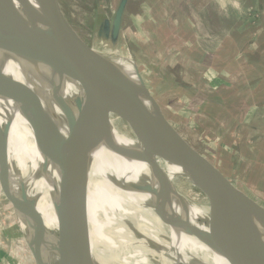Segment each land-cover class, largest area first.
Listing matches in <instances>:
<instances>
[{
	"label": "water",
	"instance_id": "95a60500",
	"mask_svg": "<svg viewBox=\"0 0 264 264\" xmlns=\"http://www.w3.org/2000/svg\"><path fill=\"white\" fill-rule=\"evenodd\" d=\"M129 1L117 0L110 17L98 14L91 35L92 46H89L67 21L59 0H38L48 13L46 20L37 17L23 0L19 3L25 17L12 0H0V64L11 57L26 65L43 63L67 76L86 80L83 98L56 101L61 113L58 122L67 128L65 137L36 93L6 75L1 68L0 97L20 102L37 148L52 161L63 151L83 156L102 141L110 145V133L103 123H107L109 117L119 118L128 131L120 130L122 135L150 146L155 156L181 166L182 176L173 179L174 187L178 179H183L204 198L205 204L199 205L175 187L182 201L207 211V218L201 219L207 231L191 225L184 231L214 249L229 264H261L264 260V234L261 233V229L264 232V203L211 160L177 107L154 91L134 65L139 86L114 63L120 52L122 23ZM97 6L100 8L99 4ZM64 63L69 68H65ZM97 113L101 119L99 116L94 119ZM9 127L0 125V264H33L31 256L35 264H64L59 227L50 232L55 237L50 250L44 246L47 230L36 210V200L27 197L25 182L20 183L17 195L8 192L6 182L10 170L18 173L6 161L5 140ZM79 200L73 194L66 199L71 211ZM28 201L31 207L26 205ZM25 210L35 217L31 232L19 222ZM72 215L79 214L72 212ZM84 226L82 224L81 228ZM82 235L79 230L71 239L72 264H85L78 258Z\"/></svg>",
	"mask_w": 264,
	"mask_h": 264
},
{
	"label": "bare ground",
	"instance_id": "6f19581e",
	"mask_svg": "<svg viewBox=\"0 0 264 264\" xmlns=\"http://www.w3.org/2000/svg\"><path fill=\"white\" fill-rule=\"evenodd\" d=\"M12 1L25 17L19 0ZM23 1L37 17L48 19L38 0ZM114 63L139 86L135 67L129 61L117 57ZM0 68L36 93L65 137L67 128L58 122L61 113L56 101L83 98L85 78L67 76L43 63L26 65L11 57ZM5 100L7 109L0 102V125H10L7 145L9 141L21 163L23 176L34 193L35 207L43 211L40 216L47 230L45 244L50 250L55 240L50 232L59 227L64 264H72L71 239L79 230L83 235L78 244V258L85 264H229L214 249L184 231L187 225L204 231L208 227L201 221L207 218L206 209L182 201L177 195L173 179L182 176L181 166L155 156L150 146L122 135L119 118L109 117L103 123L110 133V145L102 141L83 156L63 151L52 161L37 148L20 102ZM97 116L101 119L100 113L94 119ZM11 180L8 177L6 182L9 189ZM27 188L32 200L28 185ZM71 194L80 198L72 211L66 203ZM72 212L79 215L75 217ZM261 233L264 234L263 229ZM133 240L134 246L127 247ZM260 262L264 264V260Z\"/></svg>",
	"mask_w": 264,
	"mask_h": 264
},
{
	"label": "rangeland",
	"instance_id": "374dc122",
	"mask_svg": "<svg viewBox=\"0 0 264 264\" xmlns=\"http://www.w3.org/2000/svg\"><path fill=\"white\" fill-rule=\"evenodd\" d=\"M116 1L59 0V3L64 16L75 32L86 44L92 46L91 35L98 14L102 13L110 17ZM213 1V4L217 5L218 0ZM191 2L197 3L195 0H130L122 23L121 46L117 57L129 61L138 69L144 81L154 91L163 96L172 105L176 104L180 112L190 119L194 128L198 130L205 146H208V144L213 146L211 154L224 167L233 172L241 182L245 183L250 188V191L260 196L264 203V181L259 178V165H255L260 156L257 151L259 143L264 140V99L261 95V93H264V0H260V4L255 0L256 5H249V0H244L245 9L243 12H239L243 15L240 21V24L243 22V25L239 31H231L233 33H230L232 34V41L229 42L228 40V43L220 41L223 29L220 25L216 24V18L220 17V14L214 15L215 21L213 20V22L208 19V15L212 14L213 10H207V14L204 15L198 14L196 10H193L194 14L190 16L189 8L193 7V3ZM97 4L100 5V8ZM215 11L219 13L218 10ZM185 14L188 17H185ZM175 20H177L178 24H176ZM187 20L190 21L188 22L190 26L185 25ZM206 22L213 25L207 27L205 26ZM224 28L225 30L227 29L226 25ZM210 29H213L214 32L212 41L206 38V34L212 36L209 33ZM180 30H184L187 33H181L185 35V39L181 43L172 40V34ZM192 31L197 35L198 40L196 42L191 40ZM234 33L236 34L234 35ZM236 36L237 39L234 41L233 37ZM184 44L187 45L185 46L187 56L185 54H181V57L173 54H170L168 57L165 56L168 52L184 47ZM252 48L254 49V55L252 54L251 58L255 59V61L258 60L260 63V65H257L260 67V72L250 75L251 73L242 69L240 64L247 61L242 58L244 53ZM188 49L193 50L189 51ZM96 50L101 51L98 47H96ZM212 50L215 52H212ZM222 52L226 56H223ZM233 54L236 57L238 56L237 63L239 65L236 67L230 61L233 59ZM189 56L191 59L188 58ZM189 64H193L194 68H189ZM255 64L257 63L255 62ZM250 70L253 71V69ZM250 70L248 69V71ZM197 75L202 85L207 82L206 79H209L208 77H214V80H219L224 87H229L228 89H230L231 83L235 81L238 89L236 87L233 95L223 94L222 100L225 103H228V100L232 101L231 99L235 97L245 96L248 92H253V90L256 91L252 98L253 102L249 100L251 103H247L248 107L246 105L245 119L241 123L235 120H233V123H230L233 118V112L231 116L227 115V117H223L224 119L220 121L225 126V129L228 126L237 124L238 128L244 126L246 129L251 130L249 134L250 139L246 141L248 152H244L240 146L234 145L229 149V151L232 150L231 155L223 154L222 151L226 149L224 134H221V131H218L219 129H213L211 125L212 121L207 119L209 117L205 115L204 109L201 110L203 113L200 114L199 118L194 121L190 108L196 104V101L193 100L194 98H190L188 94L182 92L175 84L182 83L189 85L191 82L194 83ZM190 77L192 80H190ZM250 77H253V80ZM1 98V104L7 109L5 98ZM195 126H202V128L199 129ZM119 129L124 133H128L126 125L122 122H120ZM208 129L213 130L216 137L214 136L213 139L208 138L207 133H205ZM263 145L261 149H263ZM6 161L8 165H12L18 170V173L14 172V168V170H10V175L14 181L11 180L12 178L9 175L12 181V188H7L8 192L11 195H17L19 185L23 181L29 186L31 196L34 199L33 190L23 176L21 163L17 159L16 153L9 141ZM175 187L186 198L202 206L205 204L204 199H202L203 197L183 179H178ZM26 205L31 207L29 201ZM36 210L39 215H42L43 211L40 207L37 208L36 206ZM19 222L22 227H28V230L31 232L35 226V217L31 214V211L25 210L23 216L19 217ZM45 238L44 246L46 245L45 242L47 243L45 241L47 238ZM46 246L48 247V245ZM128 246L133 247L134 240L133 244H127ZM31 258L32 263L35 264L33 256ZM52 260L55 261L53 257Z\"/></svg>",
	"mask_w": 264,
	"mask_h": 264
},
{
	"label": "crops",
	"instance_id": "0c3cea01",
	"mask_svg": "<svg viewBox=\"0 0 264 264\" xmlns=\"http://www.w3.org/2000/svg\"><path fill=\"white\" fill-rule=\"evenodd\" d=\"M257 1H258V4L261 3L260 0H257ZM195 2H197V3L191 2V3H193V7L189 8V15L193 16V14H194L193 10H196L198 14H202V15L207 14L206 13L207 10H213V13L208 15V19L213 22L214 15L220 14V17L216 18V21H217L216 24L220 25L223 29V33L221 36L222 38H220V41L228 43L227 41L229 40V42H231L232 41L231 35L233 34L231 31H233V32L239 31L241 26L243 25V22L240 24V21L243 18L242 17L243 15L240 14L239 12H243L245 9L244 8V6H245L244 0H218L217 5L213 4L214 3L213 0H199V2H198V0H195ZM185 4H187V3H185ZM253 4L256 5L255 0H249V5H253ZM214 9L218 10L219 13H216V11ZM185 17H188L187 14H185ZM195 20H197V19H195ZM175 22H176V24H178L177 20H175ZM188 22H190V21L187 20L185 25H189L190 23H188ZM209 25H213V24L212 23L209 24L206 22L205 26L209 27ZM225 25L227 27L226 30L224 28ZM182 32H184V30L183 31L180 30L179 32H175L174 34H172V37H173L172 40L175 42L178 41L180 43L183 42V40L185 39V35H182L181 34ZM194 32H196V31H194ZM191 33L193 34L191 37V40L193 42H196L198 40L196 33H193V31ZM209 33L212 36H209L208 34H206V38L209 39L210 41H212L213 35H214L213 29H210ZM230 33H232V34H230ZM185 34H187V33H185ZM235 34L236 33H234V35ZM233 38L235 41L237 39V36L233 37ZM185 46H187V45L184 44V47H182L178 50H173L172 52H168L167 54L165 53L166 55L165 54L164 55L167 57L170 56V54H173V55L179 56V57H181V54L186 55ZM211 47H212V45H211ZM188 50L192 51L193 49H188ZM212 52H215V51L212 50ZM237 53H239V52H237ZM249 54H251V55L249 56ZM252 54L254 55V49L253 48L244 53V56L242 59L243 60L246 59L247 61L243 62V64L242 63L240 64L242 66V69L247 70L246 72L251 73L250 75L260 72L259 71L260 67L257 66V65H260V63L258 62V60L255 61V59L251 58ZM222 55L226 56V55H224L223 52H222ZM233 55H234L233 57L231 56L233 59L230 58L231 59L230 61L236 67L237 65H239V63H237L238 62V58H237L238 56L236 57L235 54H233ZM188 58L191 59L190 56ZM255 62L257 64H255ZM189 68L193 69L194 65L189 64ZM248 69L249 70L253 69V71L252 70L248 71ZM208 78L209 79H206L207 82L203 85L200 83V81H199L200 78L197 75V78L195 79L194 83L191 82L189 85L179 83V84H175V86L178 87L179 89H181L182 92L188 94L190 98H194L193 100L196 101V104L191 106V108H190V113L193 115L194 121L197 120V118H199L200 114L203 113L201 110L204 109L205 110L204 113H206L205 115L209 117L207 119L212 121L211 125H212L213 129H215V130L219 129L218 131L219 132L221 131V134H224V137H225L224 140L226 139V141L224 142L226 149H224L222 151L223 154L225 153L227 155L228 154L231 155L232 150L229 151V149H230V147L232 148L234 145H238L241 147V150H243L244 152H248V145H246V141H247V139H250L249 134L251 133V130L246 129L244 126L238 128L237 124H233L231 126H228L225 129V126H223L220 121H221V119H224L223 117H227V115L231 116V114L233 112V118H232L230 123H233V120L241 123L243 121V119H245L244 114L246 115L245 112L247 111L246 105H247V103L250 104L251 101L253 102L252 98H253L256 91L253 90V92H248L245 96L241 95V97H235V98L231 99L232 101L228 100L227 101L228 103H225L224 100H222L223 99L222 97H224L223 94L226 93L228 95H233L234 91L236 90L237 83L235 81L232 82L231 83L232 86L230 87V89H228L229 87L228 88L224 87L223 84H221V82L219 80H214V77L213 78L208 77ZM250 79L253 80V77H250ZM190 80H192L191 77H190ZM249 83H247V84H249ZM237 89H238V87H237ZM261 95L264 99V96H263L264 93H261ZM249 100H251V101H249ZM173 105L176 106V104H173ZM248 106L249 105H247V107ZM177 109H178V107H177ZM179 112H180V110H179ZM180 114L187 120L188 124L190 125V127L192 128L193 132L195 133L197 139L199 140L202 148L211 157V160H213L214 163L219 165L229 175L233 176L249 192H251L253 195H255L258 199H260L262 201V198L260 196H258L254 192L250 191V188L245 183L241 182L239 180V178L233 172H231L228 168L224 167L223 164L220 163L211 154V149H213V146L209 145V144H208V146H205V144L201 140L200 133L198 132V130H196L194 128L191 120L186 118L181 112H180ZM216 123L219 125H217ZM195 127H198V126H195ZM198 128L200 129V128H202V126L201 127L199 126ZM205 133H207L206 135L210 139L211 138L213 139L214 136L216 137V134L214 133L213 130L208 129L207 131H205ZM263 142H264V140L259 143V147H258L257 151H258V154L260 156H259V159L255 165H259V168H260L259 178L264 181V145H263ZM262 145H263V149H261ZM5 146H6V153H7L8 152L7 142L5 143ZM242 154L246 155L245 153H242ZM259 188H261V187H259ZM263 195H264V193H263Z\"/></svg>",
	"mask_w": 264,
	"mask_h": 264
}]
</instances>
